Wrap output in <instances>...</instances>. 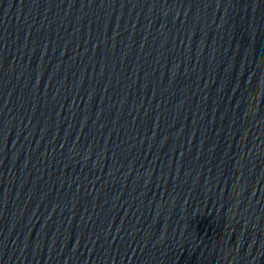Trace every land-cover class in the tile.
<instances>
[{
    "label": "water",
    "instance_id": "obj_1",
    "mask_svg": "<svg viewBox=\"0 0 264 264\" xmlns=\"http://www.w3.org/2000/svg\"><path fill=\"white\" fill-rule=\"evenodd\" d=\"M0 264H264V0H0Z\"/></svg>",
    "mask_w": 264,
    "mask_h": 264
}]
</instances>
